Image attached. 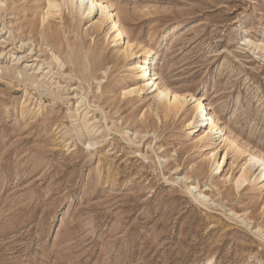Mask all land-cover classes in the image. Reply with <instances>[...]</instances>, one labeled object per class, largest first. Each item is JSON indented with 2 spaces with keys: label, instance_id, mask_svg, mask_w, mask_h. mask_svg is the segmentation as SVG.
<instances>
[{
  "label": "rangeland",
  "instance_id": "1",
  "mask_svg": "<svg viewBox=\"0 0 264 264\" xmlns=\"http://www.w3.org/2000/svg\"><path fill=\"white\" fill-rule=\"evenodd\" d=\"M112 2L139 45L168 38L157 71L206 98L236 151L213 170L217 146L189 133L192 104L167 117L157 91L126 93L134 75L100 7L82 20L48 0H0V52H14L1 61L29 64L47 83L51 70L68 92L58 101L0 80V264H264V187L254 177L236 186L241 165L264 155V0ZM70 52L90 55L92 77ZM80 102L102 145L76 127Z\"/></svg>",
  "mask_w": 264,
  "mask_h": 264
},
{
  "label": "bare ground",
  "instance_id": "2",
  "mask_svg": "<svg viewBox=\"0 0 264 264\" xmlns=\"http://www.w3.org/2000/svg\"><path fill=\"white\" fill-rule=\"evenodd\" d=\"M48 4L49 7L56 11L63 10L64 8L69 10L78 9L82 20L83 18L91 20V15L94 14L95 8L97 6L100 7L101 15H104L106 21L109 23L108 34H111L113 40L122 44L124 47L122 54L128 62V70L134 75L132 83L127 87L126 93L135 94L140 91L154 93L157 91L154 97H160L162 101L159 111L167 117L177 116L186 109L188 103L192 104V108L187 112V125L190 128L189 133L194 134L197 132L200 135L198 137L199 140L208 138L210 144H215L217 146V150L212 149L209 156L212 160L211 166L214 167L212 168L213 170H218L221 167V158H223V163L229 152L235 153L236 146L227 132L226 125L222 121H218L214 118L212 106L205 101L206 98L193 94L188 96L180 92L157 71L155 66L160 59V52L167 46V37H165L162 43L157 47L139 45L140 43L129 35L127 28L121 21L119 13L116 11L115 3L112 2V0H48ZM49 14L50 13H48V16ZM44 21L45 18L43 17V22ZM102 23L103 16H100V18L93 22L94 28H96V30L100 29ZM41 34L46 39H51L52 43L58 44V38L55 33L42 30ZM11 51H13V47L8 50L2 49L0 52V80L6 79L9 81H17L18 83L24 82L27 86L26 90L28 86H33L35 89H39V91L45 89L46 93H51L53 98L58 101L68 97V92H63L65 87L62 88L61 82L54 81L53 76L49 75L51 70L43 74V77H47L48 80L51 81L47 83V81H44L42 78L35 76L33 73H29L27 69L29 64L20 66L14 63L6 64L4 61H1V58L6 57L8 53H10L9 56H13L14 52L11 53ZM21 57L22 56L16 57L18 59L17 63L20 62ZM66 58L69 63L73 64L75 70L79 69L81 75L85 76L83 79L86 80L87 76L90 74L92 77L93 74L91 69L94 66H91L92 61L88 53L76 56L70 52V56L66 54ZM96 58L97 56L93 59ZM52 60L54 62L60 60L57 53H52ZM61 60L59 62L64 64ZM52 81L54 82L52 83ZM82 100H84L83 96H81V101ZM81 106L82 103L80 102L72 111L76 117V124H78L76 127L78 130H83L84 132L85 144L90 147L97 144L102 145L106 140V135L98 133L100 131V126L90 121L89 111H84L85 109H82ZM222 152H224L223 156L221 155ZM219 155L220 158L217 159ZM240 170L241 172L236 178L237 187H240L252 177L256 179L253 184L256 189L264 187V155H251L250 158L241 165ZM185 186L187 191L195 197L199 196L202 200H207V196L204 192L205 190H199L192 182L186 183Z\"/></svg>",
  "mask_w": 264,
  "mask_h": 264
}]
</instances>
